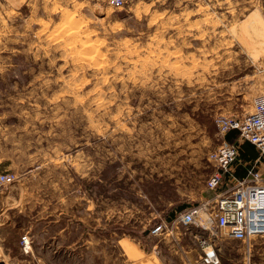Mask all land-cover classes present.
Listing matches in <instances>:
<instances>
[{"label": "rangeland", "instance_id": "obj_1", "mask_svg": "<svg viewBox=\"0 0 264 264\" xmlns=\"http://www.w3.org/2000/svg\"><path fill=\"white\" fill-rule=\"evenodd\" d=\"M263 91L264 0H0V260L63 264L62 225L63 243L123 232L174 260L180 235L141 227L213 204L207 153L238 140L215 117ZM224 231L220 264H264V237Z\"/></svg>", "mask_w": 264, "mask_h": 264}, {"label": "built area", "instance_id": "obj_2", "mask_svg": "<svg viewBox=\"0 0 264 264\" xmlns=\"http://www.w3.org/2000/svg\"><path fill=\"white\" fill-rule=\"evenodd\" d=\"M102 1L113 8L123 5V0ZM215 124L221 134L235 129L238 139L235 143L223 142L207 153V159L214 168L206 180L207 188L225 187L216 193L212 205L206 200L201 201L159 219L146 229L147 235L158 237L180 235L189 228L196 229L192 235L200 251L199 264H220L214 246L219 229L225 228L226 236L240 240L247 248L251 239L264 237V171L256 161L249 160L244 162L246 169L241 176L235 175L231 167L239 155L240 141H248L259 155L264 154V91L253 97L248 112L238 118L217 115ZM13 179L14 175L0 174L1 183ZM20 245L24 252L31 249L28 233L21 235ZM0 264L8 263L0 260Z\"/></svg>", "mask_w": 264, "mask_h": 264}, {"label": "crops", "instance_id": "obj_3", "mask_svg": "<svg viewBox=\"0 0 264 264\" xmlns=\"http://www.w3.org/2000/svg\"><path fill=\"white\" fill-rule=\"evenodd\" d=\"M244 152L245 155H243ZM248 160L256 161L259 168L264 171L263 162L260 160L258 152L253 145H249L248 149L241 148V156L233 164L232 168H234L235 175L239 176V174L243 173L242 166ZM68 218L70 217L67 216L66 219ZM84 226L82 227L84 228ZM66 228V226L62 225L58 230L54 231V233L61 234L60 243L62 244H60V250L63 264H199L200 251L192 235L196 229L189 228L180 236H176L178 241L173 243L174 248L171 250H173L177 258L170 260L160 253L159 248L155 252L144 251L129 234L123 232L120 234H116L113 231L98 233L97 237L95 236L97 232L94 234L93 228L85 227L87 230L84 233L87 236L84 235L81 239L77 237L74 240L63 243ZM143 228L141 227L140 229L142 233L146 231L147 227ZM89 231H92L91 235ZM185 237L193 239L195 246L180 242ZM30 240L31 249L28 252L35 253L36 243H34L32 236H30ZM56 242L59 243L58 240ZM49 244H53V238H51ZM154 245L157 244L155 243ZM64 256L66 257V262L64 261Z\"/></svg>", "mask_w": 264, "mask_h": 264}, {"label": "trees", "instance_id": "obj_4", "mask_svg": "<svg viewBox=\"0 0 264 264\" xmlns=\"http://www.w3.org/2000/svg\"><path fill=\"white\" fill-rule=\"evenodd\" d=\"M235 135H236V130L235 129H230V130H228L225 133L224 137H225L226 140H232L235 137ZM249 145H252V144L249 143L248 141H242L241 145H239V148H238L239 157L241 156V148L243 147V149H248L249 148ZM243 155H245V152L243 153ZM246 159H249V158H246ZM245 169H246V166L244 164L242 166L243 173L242 174H239V176H241V175L244 174Z\"/></svg>", "mask_w": 264, "mask_h": 264}]
</instances>
